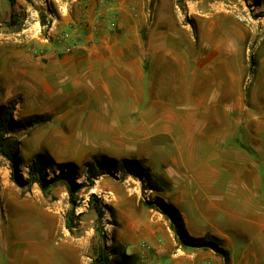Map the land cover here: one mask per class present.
Returning <instances> with one entry per match:
<instances>
[{
    "label": "rangeland",
    "instance_id": "obj_1",
    "mask_svg": "<svg viewBox=\"0 0 264 264\" xmlns=\"http://www.w3.org/2000/svg\"><path fill=\"white\" fill-rule=\"evenodd\" d=\"M110 1L119 8L118 26L114 31L104 26L97 35L104 33L122 40L124 47H130V57L138 59L148 79L147 111L153 112L156 105L162 111H169L171 105L174 110L177 106L184 108L187 95L196 100L202 89L222 90L227 106H237L240 97V107L233 114L243 120L259 104L254 102L252 91L258 81L264 80V0ZM102 2L89 3L95 6L94 20L99 16L102 21ZM82 6L83 0H0V108L15 109V124L5 138L21 160V174L28 179L29 168L38 155L45 156L53 166L48 170V180H55L53 170L57 171V166L72 163L79 168L74 177L78 187L73 181L56 179L47 198L37 185L29 189L18 187L12 180L11 163L0 155V228L3 233L11 224L16 231L24 228L18 235L27 243L25 250L13 248V264H58L57 248L62 244L68 247L67 251L82 249L79 264H91L103 243L115 264L114 244L121 238L122 230L132 229L136 220L140 222L135 230L145 238L159 225H167L176 236L170 219L149 205L161 204V200L171 204V189L159 177L153 155L126 159L138 160L149 169L157 188L163 192L152 191L147 180L124 177L121 172L116 177L106 175L90 187L84 164L104 155L102 151L122 154L125 145L91 143L82 134L79 119L43 111L42 84L23 74L54 55L50 49L54 45L47 44L46 38L50 33L68 32L80 21ZM86 40L81 47L91 44L89 38ZM108 89L111 93L117 90ZM33 116H42L44 124L28 127ZM154 126V120L147 117V129ZM69 187L75 189L78 200L75 215L71 214ZM13 199L17 209L14 216ZM97 206L104 209L102 220L98 218ZM67 218L74 221L72 232L66 228ZM50 228L53 234L48 245V239L43 240L42 235ZM37 243L43 247L39 252ZM0 250L4 258L10 256L3 246ZM26 250L29 252L24 254ZM121 264H126L124 258Z\"/></svg>",
    "mask_w": 264,
    "mask_h": 264
},
{
    "label": "crops",
    "instance_id": "obj_2",
    "mask_svg": "<svg viewBox=\"0 0 264 264\" xmlns=\"http://www.w3.org/2000/svg\"><path fill=\"white\" fill-rule=\"evenodd\" d=\"M94 12L91 3L88 19ZM97 36L94 40L89 34L91 44L73 55L48 56L24 70L27 79L43 86L42 110L79 119L91 143L125 145L122 154L102 151L110 158L152 154L159 177L170 184V202L181 214L187 236L209 238L229 254L227 263L213 249L183 247L167 225H159L145 238L135 230L140 222L136 220L114 244L115 264L123 258L126 264H142L145 243L154 251L144 264H264V80L253 86L252 96L259 104L244 120L233 114L241 98L237 106H227L220 89H202L196 100L187 95L184 108L174 110L171 105L162 111L156 105L153 112L147 111L148 79L138 59L130 57V47L104 33ZM190 83L187 92L193 91L192 78ZM109 87H116V92H108ZM147 117L154 120L152 130L146 127ZM16 211L13 199V216ZM7 227L4 233L0 228V246L10 256L4 258L0 250V264L15 263L13 248L27 249L18 235L24 228ZM52 234L50 228L42 235L48 245ZM35 246L37 252L43 248L41 243ZM57 249L58 264H79L83 257L82 249L67 251L65 244Z\"/></svg>",
    "mask_w": 264,
    "mask_h": 264
},
{
    "label": "trees",
    "instance_id": "obj_3",
    "mask_svg": "<svg viewBox=\"0 0 264 264\" xmlns=\"http://www.w3.org/2000/svg\"><path fill=\"white\" fill-rule=\"evenodd\" d=\"M14 112V107L0 108V155L5 157L11 163L13 170L12 180L18 187L22 189H29L34 185H37L44 196L48 198L52 193V183L55 181L57 182V180H70L74 182V177L78 175L77 170L79 168L72 163L65 164L60 167L57 166L58 170H53L55 174V180H48V170L53 169V166H51V163L45 156L38 155L29 168L28 179H24L20 170L21 160L18 154L14 151L15 148L7 144L8 140L5 138L6 135L11 134L13 125L15 124ZM42 119V116L31 117L29 119L28 127H35L37 125L44 124L45 121ZM120 172L124 177L133 176L138 179L147 180L152 191L163 192L157 188V183L154 182L155 178L152 176L151 171L147 168L145 169L142 163L138 160H129L126 158L119 160L102 155L96 156L92 161L86 162L84 164V175L90 187L94 186L95 182L102 177L106 175H112L116 177V173ZM74 184L77 187L79 186L76 182H74ZM165 184L167 189L170 190V184L168 182H165ZM69 199L70 203L73 205V211L71 214L75 215V210L78 207V200L76 198V191L72 187H69ZM160 203L161 204H158L157 202H150L149 205L152 207H157L161 213L170 219L172 223L171 227L175 232L181 246L213 249L217 253L224 255L228 263V252L218 248L209 238L193 239L188 237L183 227L182 216L177 208L170 203H166L164 200H161ZM95 209L97 211L99 220H102L104 218V209L100 206L95 207ZM73 222L74 221L70 220V218H67L66 220V228L69 230V232H72L75 228V224H73ZM91 264H112L106 244L103 243L99 250L97 249Z\"/></svg>",
    "mask_w": 264,
    "mask_h": 264
},
{
    "label": "built area",
    "instance_id": "obj_4",
    "mask_svg": "<svg viewBox=\"0 0 264 264\" xmlns=\"http://www.w3.org/2000/svg\"><path fill=\"white\" fill-rule=\"evenodd\" d=\"M77 2L78 0H73ZM92 0H83L82 14L83 18L74 24L68 32L62 34H52L46 38V43L54 45L50 47L53 49V54L56 56H68L73 55L81 47V44L87 42L88 35L93 37L99 33V30L104 26H107L108 30L114 31L118 26L119 8L117 4L110 0H103V14L102 21L99 16L94 19H88L89 3ZM142 249V261L144 264L146 260L149 261L150 254L154 249L150 244H143Z\"/></svg>",
    "mask_w": 264,
    "mask_h": 264
}]
</instances>
